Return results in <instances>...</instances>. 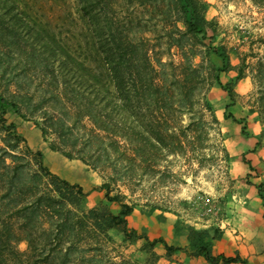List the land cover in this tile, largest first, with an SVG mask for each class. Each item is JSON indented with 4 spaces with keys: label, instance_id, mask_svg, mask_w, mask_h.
<instances>
[{
    "label": "trees",
    "instance_id": "obj_1",
    "mask_svg": "<svg viewBox=\"0 0 264 264\" xmlns=\"http://www.w3.org/2000/svg\"><path fill=\"white\" fill-rule=\"evenodd\" d=\"M7 3L12 5L9 0H0L1 42L6 31L3 14L9 13L3 5ZM166 9V26L158 45L141 38L134 42L127 34L122 36L123 32H118V39L104 40L100 28L93 29L97 35L89 41L49 42L52 50L64 58L70 79L65 81L64 89L57 85L48 93V108L38 125L44 138L54 136L52 151L69 160H79L101 174L99 189L104 191V202L80 210L87 193L79 184L51 173L43 165L40 151L33 156L36 169L30 171L34 159L25 160L0 148V167L8 178L6 185L9 179H17L21 187L12 192L9 186L3 196L12 207L20 204L15 210L21 228L13 242L26 243V249L20 251L8 240V250L2 254L0 264H140L119 251L123 245L116 246L110 232L121 235L123 243L141 241L140 251L147 255L142 264H161V258H169L180 250L162 244L165 254L160 255L156 248L161 240L151 241L129 227L128 217L137 207L129 197L136 190L134 185L145 178L164 180L169 174L164 165L169 156H185L189 152L198 155L209 126H216L220 133L208 101L209 91L219 85L232 99L233 90L220 81L219 72L228 66L225 53L218 54L224 63L222 69L213 68L204 60L195 62L197 47L202 45L197 36L204 35L208 25L204 6L199 0H167ZM92 11L95 15L91 14L90 19L98 21L101 12L94 6ZM160 45L165 47L163 53L156 52ZM172 48L177 51L175 58L163 62L162 54ZM257 66V76L264 82V65ZM260 88L249 112L257 113L264 127V86ZM8 111L20 114L17 102L0 94L4 126ZM6 129L14 132L15 125L8 124ZM7 160L12 163L7 164ZM9 172L14 177L10 178ZM263 187L260 184L258 191L264 202ZM112 205L118 207V212L112 211ZM143 207L148 208L149 214L168 209L149 201ZM175 230L186 234L190 254L195 257L202 256L212 264L240 261L238 257L213 254L212 243L222 235L219 227L196 229L178 220Z\"/></svg>",
    "mask_w": 264,
    "mask_h": 264
},
{
    "label": "rangeland",
    "instance_id": "obj_2",
    "mask_svg": "<svg viewBox=\"0 0 264 264\" xmlns=\"http://www.w3.org/2000/svg\"><path fill=\"white\" fill-rule=\"evenodd\" d=\"M9 1L12 5H3L9 13L3 14L6 31L0 41V94L13 98L20 114L8 111L4 116L5 126L0 118V148L25 160H33L35 153L40 151L42 163L51 173L79 184L87 192L86 201L80 206V210L86 211L104 202V191L99 189L103 182L101 174L79 160H69L60 152L52 151L50 143L54 136L49 134L44 138L38 125L48 108V93L57 85L64 89L65 81L70 79L64 58L52 50L49 42L53 39L89 41L97 35L94 30L100 28L104 40L118 39V32H123L122 36L127 34L134 42L141 38L158 45L166 26L163 19L167 13V0ZM199 2L204 6L203 16L208 25L204 35L197 36L202 45L197 47L199 55L195 62L204 60L213 68L222 69L224 63L218 54L220 51L225 53L228 66L219 72L220 81L223 86L232 88L233 98H229L224 87L214 85L208 101L218 120L220 133L216 126H209L198 155L192 156L189 152L185 156H169L164 163L169 174H165L164 180L158 177L143 179L134 185L136 190L129 201L135 202V209L146 215L148 208L143 204L147 201L166 205L168 209L164 207L155 213L170 214L200 229L205 225L219 227L224 224L230 214L227 204L237 197L241 183L242 197L249 194L248 189L254 188L255 197L264 207L258 191L259 185H264V127L259 115L249 112L257 91L264 86L257 76V64L264 65V0ZM93 6L102 13L95 22L90 19L91 14L95 15ZM161 45L156 52L165 51ZM212 48L218 51L214 52ZM176 52L172 48L168 54H162V61L175 58ZM227 114L231 117L226 118ZM188 122L185 117L184 124ZM11 123L15 125L14 132L18 137L6 129ZM34 162L35 159L30 171L36 169ZM11 163L7 160V164ZM5 175L0 167V260L8 250L9 242L20 251L26 249L25 242H13V236H17L21 228L15 210L20 204L12 207L3 199L9 186L12 192L21 187L17 179H9V185H6L8 178ZM8 176L14 177L12 172ZM95 182H98L97 186ZM120 190L130 195L126 188L120 187ZM92 193H99V196L93 197ZM116 208L111 206L112 211ZM110 236L116 246L123 245L119 251L124 256H130L140 264L147 258L146 253L140 251L141 241L127 244L117 233L110 232Z\"/></svg>",
    "mask_w": 264,
    "mask_h": 264
},
{
    "label": "crops",
    "instance_id": "obj_3",
    "mask_svg": "<svg viewBox=\"0 0 264 264\" xmlns=\"http://www.w3.org/2000/svg\"><path fill=\"white\" fill-rule=\"evenodd\" d=\"M97 183L95 182V186ZM240 189L237 197L227 204L230 214L224 224L219 226L222 235L213 241L212 251L216 256L239 258L240 261L230 264H264V207L262 201L255 197L256 189H248L249 194L244 197L242 183ZM97 195L99 196V193H92L93 197ZM114 212H118V208ZM177 221L170 214L161 215L154 212L146 215L136 209L128 217L130 228L144 233L151 241H162L156 248L160 255L165 254L164 244L180 248L171 257L161 258V264H212L202 256L195 257L190 254L186 234L176 233ZM209 228L210 226L205 225L200 229Z\"/></svg>",
    "mask_w": 264,
    "mask_h": 264
}]
</instances>
